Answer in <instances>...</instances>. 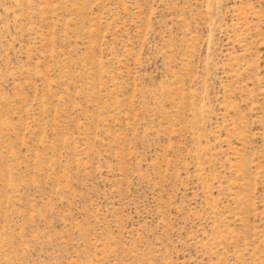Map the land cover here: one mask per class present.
<instances>
[{
	"label": "rangeland",
	"instance_id": "1",
	"mask_svg": "<svg viewBox=\"0 0 264 264\" xmlns=\"http://www.w3.org/2000/svg\"><path fill=\"white\" fill-rule=\"evenodd\" d=\"M0 264H264V0H0Z\"/></svg>",
	"mask_w": 264,
	"mask_h": 264
}]
</instances>
